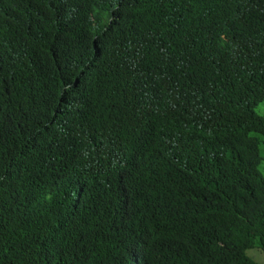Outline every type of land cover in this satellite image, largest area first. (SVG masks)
Listing matches in <instances>:
<instances>
[{
  "label": "clouds",
  "instance_id": "obj_1",
  "mask_svg": "<svg viewBox=\"0 0 264 264\" xmlns=\"http://www.w3.org/2000/svg\"><path fill=\"white\" fill-rule=\"evenodd\" d=\"M145 1L0 0V92L13 71L25 86L69 77L50 97L32 86L14 114L48 162L84 135L113 174L87 198L123 221L134 208L145 264H259L246 251L264 252V0ZM105 73L117 97L79 101ZM101 128L112 147L92 144Z\"/></svg>",
  "mask_w": 264,
  "mask_h": 264
},
{
  "label": "trees",
  "instance_id": "obj_2",
  "mask_svg": "<svg viewBox=\"0 0 264 264\" xmlns=\"http://www.w3.org/2000/svg\"><path fill=\"white\" fill-rule=\"evenodd\" d=\"M139 1L149 7L145 0ZM21 76L13 71L9 81L14 87L0 92V264H145L147 254L131 233L136 228L134 208L126 201L123 221L119 207H112L111 202L95 206L87 198L102 179L110 181L113 174L103 175L100 158L85 152L86 146H78L84 135L67 136L48 162L38 126L29 116L14 114L27 113L25 93L32 86L39 84L38 92L52 83L45 92L50 97L58 83L69 77L53 75L25 86ZM100 78V83L85 81V94L79 101L92 104L117 97L116 88L123 83L108 73ZM34 108L37 111L36 101ZM115 137L101 128L90 139L96 147L106 144L110 148ZM131 192L143 201L136 186L129 196ZM148 258L149 264H159L149 254Z\"/></svg>",
  "mask_w": 264,
  "mask_h": 264
},
{
  "label": "rangeland",
  "instance_id": "obj_3",
  "mask_svg": "<svg viewBox=\"0 0 264 264\" xmlns=\"http://www.w3.org/2000/svg\"><path fill=\"white\" fill-rule=\"evenodd\" d=\"M258 112L261 114H264V106L260 107L258 109ZM262 151H263V149H262ZM246 254L248 257L253 259L255 262H257L259 264H264V252H262L260 249H258V248L249 249L246 251Z\"/></svg>",
  "mask_w": 264,
  "mask_h": 264
}]
</instances>
